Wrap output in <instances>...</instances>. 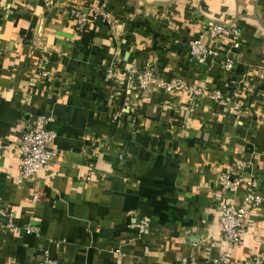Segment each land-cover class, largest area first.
Segmentation results:
<instances>
[{
	"label": "crops",
	"instance_id": "crops-1",
	"mask_svg": "<svg viewBox=\"0 0 264 264\" xmlns=\"http://www.w3.org/2000/svg\"><path fill=\"white\" fill-rule=\"evenodd\" d=\"M72 6L87 14L81 31ZM211 22L236 27L239 45H214ZM193 39L218 55L196 61ZM146 62L155 78L136 96L122 69ZM38 117L55 155L27 178L17 147ZM250 178L261 202L240 242L212 247L219 200L240 203ZM0 201V264H39L45 250L60 264H206L222 250L226 264H264V0H0Z\"/></svg>",
	"mask_w": 264,
	"mask_h": 264
},
{
	"label": "built area",
	"instance_id": "built-area-1",
	"mask_svg": "<svg viewBox=\"0 0 264 264\" xmlns=\"http://www.w3.org/2000/svg\"><path fill=\"white\" fill-rule=\"evenodd\" d=\"M50 0H47V2ZM69 13L73 18L76 31H81L87 24V14L79 7L72 6ZM99 13V11H98ZM208 39L214 45H220L225 42V38H231L232 46H238L240 41L239 30L232 26L219 22H211L206 29ZM190 56L196 61L202 62L208 56H216V49L209 48L201 39H193L188 43ZM233 61L229 57H225L224 67L231 70ZM48 73V72H46ZM124 76L123 83H131V87L137 91L136 96L143 91L149 89L150 84L154 80L155 73L152 71L149 62L144 63L140 68L133 66H124L122 69ZM115 71L112 68L106 70L105 78L113 79ZM156 85L160 86L166 92L184 91L185 89L193 91L195 94L201 95L199 89L195 86H187L178 79H155ZM133 83V84H132ZM212 98L220 99L219 90L212 92ZM55 131L45 128V121L42 117L34 119L28 124L22 132L18 152L21 158L20 170L23 177H35L39 173H48L50 171V163L55 155V151L51 147L54 139ZM237 177H233L229 171L219 176L220 182L225 190L235 191ZM258 183L256 179L250 178L245 183V190L241 202H237L234 195H224L217 204L218 209V227L219 235L213 240L211 246L222 247L227 244H237L242 237V228L245 220L248 218L251 209L260 204L261 195L257 191ZM36 200V195L33 196ZM6 216V212L0 201V219ZM12 223H8L11 226ZM137 230L138 236L145 235L150 231L148 219L145 217H137L131 224ZM27 233H38V228L33 225L24 227ZM262 254H255L249 259L248 264H263ZM230 260V252L222 250L221 253L206 261V264H226ZM39 264H60L56 259L52 258L48 250L43 251Z\"/></svg>",
	"mask_w": 264,
	"mask_h": 264
}]
</instances>
